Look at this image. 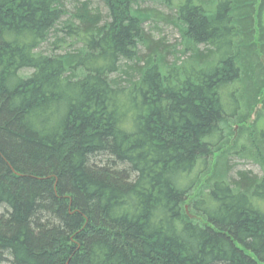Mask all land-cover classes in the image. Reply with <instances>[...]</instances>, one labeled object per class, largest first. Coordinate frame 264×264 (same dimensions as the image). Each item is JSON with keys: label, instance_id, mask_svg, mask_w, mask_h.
I'll list each match as a JSON object with an SVG mask.
<instances>
[{"label": "trees", "instance_id": "trees-1", "mask_svg": "<svg viewBox=\"0 0 264 264\" xmlns=\"http://www.w3.org/2000/svg\"><path fill=\"white\" fill-rule=\"evenodd\" d=\"M65 1L0 0V264H264V159L230 176L224 134L264 104V0Z\"/></svg>", "mask_w": 264, "mask_h": 264}, {"label": "rangeland", "instance_id": "rangeland-1", "mask_svg": "<svg viewBox=\"0 0 264 264\" xmlns=\"http://www.w3.org/2000/svg\"><path fill=\"white\" fill-rule=\"evenodd\" d=\"M85 2H88L90 4L89 8L92 9V11H99L103 17L106 16L107 12L101 0H66L65 6L69 11H73L75 10L74 8L76 7L77 3L83 4ZM142 8L146 11L148 9L155 8L160 14V16H157V19H155L153 24H147V28L154 31L153 34L156 40H159V38L164 39L167 48L165 53L166 61L172 62L173 58L176 57L175 53L179 52L180 55H178V57L180 62H185L188 55H182L183 45L182 43H180L182 38L181 34L178 31L177 27L172 24V16L174 15L175 11L169 9L168 7H165L158 1H147L142 4ZM71 43L72 42L70 39L66 45L57 49L56 51L59 53H64L66 51L73 50L74 48H76V46H69ZM42 47L43 49L46 48L45 45ZM51 48L53 49V47H50V49ZM257 103L259 105L257 104V106L255 107L256 109L250 121V124H253L249 127V132H247L246 134H241L239 133V125L230 123V125L228 126L232 128L233 132L235 133L234 136L232 135L231 137V135L229 134L231 133L229 128L224 133L228 140H237L240 147H245L246 150V154L244 156L233 155L229 159V168L231 172L230 176L235 177L236 173L240 171L251 172L255 175H261L262 173L260 161L261 158L264 159V104L262 105V103L260 102ZM233 119L234 118H232V120ZM198 170H200L199 167L196 169L195 173Z\"/></svg>", "mask_w": 264, "mask_h": 264}]
</instances>
